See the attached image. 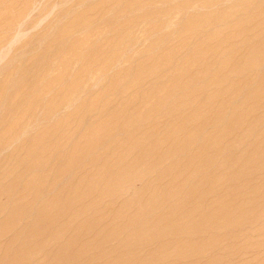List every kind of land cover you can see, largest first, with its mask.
I'll return each instance as SVG.
<instances>
[{
    "label": "rangeland",
    "instance_id": "obj_1",
    "mask_svg": "<svg viewBox=\"0 0 264 264\" xmlns=\"http://www.w3.org/2000/svg\"><path fill=\"white\" fill-rule=\"evenodd\" d=\"M0 264H264V0H0Z\"/></svg>",
    "mask_w": 264,
    "mask_h": 264
},
{
    "label": "bare ground",
    "instance_id": "obj_2",
    "mask_svg": "<svg viewBox=\"0 0 264 264\" xmlns=\"http://www.w3.org/2000/svg\"><path fill=\"white\" fill-rule=\"evenodd\" d=\"M35 8H36V7H35ZM38 9H39V8H38ZM29 14H30V13H29ZM28 18H29V17H28ZM21 24H22V23H21ZM3 55H4V54H3ZM111 181H112V180H111ZM130 189H131V188H130ZM130 189H129V190H130ZM118 193H119V192H118ZM91 203H92V202H91ZM108 203H109V202H108ZM86 205H87V204H86ZM83 206H85V205H83ZM174 238H175V237H174Z\"/></svg>",
    "mask_w": 264,
    "mask_h": 264
}]
</instances>
